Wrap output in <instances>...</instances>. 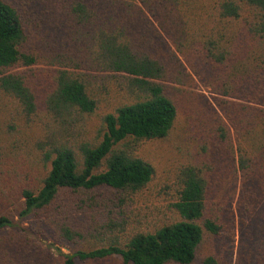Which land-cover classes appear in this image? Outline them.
Returning <instances> with one entry per match:
<instances>
[{
  "label": "trees",
  "instance_id": "16d2710c",
  "mask_svg": "<svg viewBox=\"0 0 264 264\" xmlns=\"http://www.w3.org/2000/svg\"><path fill=\"white\" fill-rule=\"evenodd\" d=\"M20 2L0 0V264H232L236 219L235 264H264V0ZM193 75L212 95L191 133L205 159L179 168L170 219L130 226L123 208L154 177L138 148L169 138ZM100 189L119 211L98 236L53 207Z\"/></svg>",
  "mask_w": 264,
  "mask_h": 264
},
{
  "label": "rangeland",
  "instance_id": "374dc122",
  "mask_svg": "<svg viewBox=\"0 0 264 264\" xmlns=\"http://www.w3.org/2000/svg\"><path fill=\"white\" fill-rule=\"evenodd\" d=\"M11 1V0H9ZM17 7H21L20 0H12ZM40 68V67H39ZM194 84L192 87H181L183 90L189 92L184 99L179 102L178 116L174 130L167 140L145 143L138 148L139 155L148 161L154 169V177L150 184L140 193L133 196L132 202L127 205L124 214L129 217L130 226L136 228L151 229L156 225L162 224L167 219L172 217L169 211V204L175 196L174 181L181 166L199 163L205 159V155L201 152L196 141L191 136L195 133L200 124L199 120H205V115L208 111L202 113V110L207 108L206 100L212 102L211 93L206 90L196 76L193 75ZM174 86V85H173ZM203 95L204 99L200 96ZM194 101V109L191 107ZM200 103L198 106L196 104ZM205 109H204V107ZM207 110V109H206ZM208 114V113H207ZM191 117L190 119H187ZM92 125L97 126L95 121ZM200 129V128H199ZM190 130H192L190 132ZM201 131V130H200ZM115 194L106 189L96 190L91 193L62 191L57 197L53 207L59 210V215L68 218L73 228L84 229L85 232L98 236L102 233L103 225L109 219L114 218L118 209H115L116 201H114ZM20 209L7 208L6 213L10 215L13 220L14 231L18 235L28 233L30 240H35L41 246H47V242L43 240H52L53 237L47 227L38 222L41 219L28 217L21 219L18 217ZM119 211V210H118ZM35 219V220H34ZM33 225V226H32ZM48 225V224H47ZM49 226V225H48ZM235 242L232 246V264H235L237 258L240 240H246V227L240 229L236 219ZM253 228V225H251ZM255 228V224H254ZM32 230L38 229L36 232ZM31 232V233H30ZM9 231L3 234H8ZM48 234V235H47ZM48 237V239L46 237ZM100 240V238L90 239ZM214 240H228L224 237L214 238ZM247 240H262L251 234ZM90 243V242H88ZM93 244V243H91ZM96 244V243H94ZM63 253H72V250L80 249V246H60ZM55 253L54 250H51ZM207 251L204 249L198 256L199 261ZM83 264H123L121 259L112 257L101 261H88Z\"/></svg>",
  "mask_w": 264,
  "mask_h": 264
}]
</instances>
